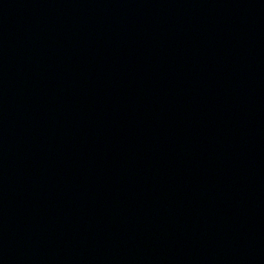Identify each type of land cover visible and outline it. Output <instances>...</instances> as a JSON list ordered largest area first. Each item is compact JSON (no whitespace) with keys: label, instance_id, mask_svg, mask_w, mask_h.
Returning a JSON list of instances; mask_svg holds the SVG:
<instances>
[{"label":"water","instance_id":"water-1","mask_svg":"<svg viewBox=\"0 0 264 264\" xmlns=\"http://www.w3.org/2000/svg\"><path fill=\"white\" fill-rule=\"evenodd\" d=\"M0 264H264V233L0 201Z\"/></svg>","mask_w":264,"mask_h":264}]
</instances>
